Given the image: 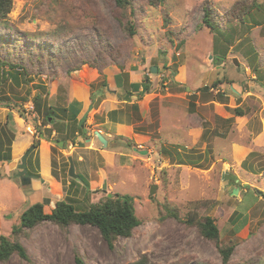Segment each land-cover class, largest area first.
<instances>
[{"label": "rangeland", "instance_id": "rangeland-1", "mask_svg": "<svg viewBox=\"0 0 264 264\" xmlns=\"http://www.w3.org/2000/svg\"><path fill=\"white\" fill-rule=\"evenodd\" d=\"M130 1L11 0L0 19V236L27 253L0 264H224L218 247L264 264V0ZM115 194L141 224L112 246L90 225L20 229L33 204Z\"/></svg>", "mask_w": 264, "mask_h": 264}, {"label": "trees", "instance_id": "trees-1", "mask_svg": "<svg viewBox=\"0 0 264 264\" xmlns=\"http://www.w3.org/2000/svg\"><path fill=\"white\" fill-rule=\"evenodd\" d=\"M130 0H117V3L121 6H126L130 4ZM152 2V1H150ZM11 7V0H0V19H4L7 15L9 8ZM241 15L240 19H243L245 13ZM239 13V15L241 14ZM203 23L210 29L219 32L217 29L218 24L214 23L211 19V13L206 9L205 17ZM133 32V28H131ZM133 34V33H132ZM5 64L0 60V67ZM14 69V67H12ZM16 79V77H13ZM121 78L118 77L117 84H121ZM148 83L142 84H132L133 91L139 94L140 89L143 87V94L147 93L151 89L150 81ZM210 88L205 87L204 90L208 91ZM134 93H129L132 96ZM142 97L141 95H138ZM77 103L71 106L70 112L71 119H77L79 109ZM38 106L34 109L36 110ZM65 111H67L65 109ZM237 114L242 115V110H237ZM47 119L52 123L55 119L51 116H47ZM83 127V126H82ZM7 134V133H6ZM8 135V134H7ZM9 136V135H8ZM14 137V135H11ZM3 148V146H2ZM11 151L10 148L6 152L0 150V161H10ZM81 178V177H80ZM82 179V178H81ZM78 183V181L73 180ZM83 183V182H82ZM51 222L62 228H66L70 225H90L99 229L103 239L112 246L113 243L120 237H130L133 231L141 224L138 220L135 207L134 198L129 195L115 194L113 196H108L105 200L92 204L88 210L79 212L76 208L65 201H60L56 204V208L51 212V214L44 213V203H36L30 206L21 216L20 219V229H33L43 222ZM201 235L208 239L209 241L215 243L219 241L220 232L215 221L207 217L204 222L197 223ZM19 228L14 229V233H17ZM219 252L222 256L223 263L227 264L233 254V247H228L223 249L218 247ZM14 254H17L21 258H27V253L25 248L18 241H11L6 236H0V261H7ZM78 264H84L78 260Z\"/></svg>", "mask_w": 264, "mask_h": 264}, {"label": "water", "instance_id": "water-1", "mask_svg": "<svg viewBox=\"0 0 264 264\" xmlns=\"http://www.w3.org/2000/svg\"><path fill=\"white\" fill-rule=\"evenodd\" d=\"M151 71L153 73H156L157 72V68L153 67L151 69ZM87 117V114L84 115V119H82L80 121V125L83 126V121L85 120V118ZM96 136L98 138V140L103 143L104 146H107L108 145V142L106 140V138L99 132H96ZM60 145L62 146L63 143H60ZM34 149V147L30 148L26 153L25 155L22 157V164L19 166V173L17 175H15V177H22V176H28V172H27V168H26V165H27V159L30 155V153L32 152V150ZM69 163H70V169H69V176L72 178V179H75V178H78L80 176H78L75 172V166H74V163H73V160L72 159H69ZM233 194L236 195L237 194V190H234L233 191Z\"/></svg>", "mask_w": 264, "mask_h": 264}, {"label": "bare ground", "instance_id": "bare-ground-1", "mask_svg": "<svg viewBox=\"0 0 264 264\" xmlns=\"http://www.w3.org/2000/svg\"><path fill=\"white\" fill-rule=\"evenodd\" d=\"M74 180H77V181H79V182H82V179H81L80 177L75 178Z\"/></svg>", "mask_w": 264, "mask_h": 264}]
</instances>
